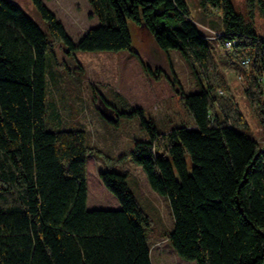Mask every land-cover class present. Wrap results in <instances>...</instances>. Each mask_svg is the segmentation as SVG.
Returning <instances> with one entry per match:
<instances>
[{"label":"trees","instance_id":"16d2710c","mask_svg":"<svg viewBox=\"0 0 264 264\" xmlns=\"http://www.w3.org/2000/svg\"><path fill=\"white\" fill-rule=\"evenodd\" d=\"M87 1L99 23L74 42L43 0L31 2L44 26L19 4L0 0V264H153L152 219L127 174L100 172L120 207L89 209L87 164L96 150L85 129L53 130L48 121V61L59 64L56 44L77 69L78 52L130 51L149 76L162 75L132 49L131 25L146 30L169 60L164 75L174 90V126L161 132L143 108L116 107L93 86L103 116L112 113L116 124L141 120L145 134L127 139L120 160L138 164L150 187L167 197L174 219L167 238L178 257L196 264H264V145L237 129L247 123L244 114L186 0ZM197 1L206 18L218 12L209 29L220 35L217 44L232 42L233 65L252 58L244 93L264 125V35L231 0ZM250 2L264 17V0ZM170 50L185 58L200 91L185 92Z\"/></svg>","mask_w":264,"mask_h":264},{"label":"rangeland","instance_id":"374dc122","mask_svg":"<svg viewBox=\"0 0 264 264\" xmlns=\"http://www.w3.org/2000/svg\"><path fill=\"white\" fill-rule=\"evenodd\" d=\"M19 4L33 19L44 26L31 0H11ZM45 5L57 16L65 26L69 36L78 42L84 33L98 25V19L90 17L91 8L87 0H43ZM238 13L253 23L257 32L264 35V17L258 7L252 6L250 0H231ZM191 15L201 29L210 34L212 20L218 21V12L212 11L211 17L201 12L197 0H186ZM133 34L132 49L137 51L141 59L152 68H161L170 73L169 60L166 53L159 49L152 36L144 29L131 25ZM213 52L220 72L224 75L230 87L234 104H237L244 114L246 125H237V129L264 145V125L261 123L257 110L244 93L246 77L249 72H243V81L237 73L239 68L233 65L222 46L212 40ZM55 65L48 61V121L49 129H70L72 127L87 131L88 144L95 148L88 156L87 183L88 208L120 207L117 198L108 191L100 179L102 171H117L127 174V182L135 194L142 209L152 219L151 256L153 264H196L185 261L177 256L171 247L167 234L174 227V219L167 197L154 191L142 168L130 159L120 160L124 145L128 138H140L145 134L139 117L120 118L119 124L112 122L114 115L107 112L103 116L99 103L93 102V86L111 104L123 108V102L132 103L138 98L132 88L139 87L145 93L140 96L147 117L153 119L161 132H169L174 126L171 100L174 90L169 80L162 72L159 78L149 76L142 67L139 57L130 51L121 52H78L80 69L64 55V46L56 44ZM169 56L173 68L185 92L195 93L202 89L189 64L178 50H170ZM69 63V74L65 66ZM76 69V71H74ZM73 71V74L70 72ZM150 84V85H149ZM150 89V90H149ZM148 91L151 98L148 97ZM56 112L58 119L53 118ZM60 119V123H59ZM191 167V162L189 160ZM117 205V206H116Z\"/></svg>","mask_w":264,"mask_h":264},{"label":"built area","instance_id":"2783aa9c","mask_svg":"<svg viewBox=\"0 0 264 264\" xmlns=\"http://www.w3.org/2000/svg\"><path fill=\"white\" fill-rule=\"evenodd\" d=\"M209 32H211L210 34H208V39L209 40H214L216 41L220 35L209 29ZM222 49L224 50L225 54H228L229 52L232 51L233 48V44L230 41H226L225 43L221 44ZM253 66V60L250 56H243L239 61H238V67L241 72L237 73L239 75V79L241 81H243V72H249L252 69ZM260 82H264V73L261 75V77L259 78ZM218 93L220 95L226 96L225 92L222 90H219Z\"/></svg>","mask_w":264,"mask_h":264},{"label":"crops","instance_id":"0c3cea01","mask_svg":"<svg viewBox=\"0 0 264 264\" xmlns=\"http://www.w3.org/2000/svg\"><path fill=\"white\" fill-rule=\"evenodd\" d=\"M150 85V84H149ZM150 90V89H149ZM132 91H134L135 93H136V95H137V99L135 100V103L133 104L132 103V105L134 106V107H140V108H145L144 107V104H147L146 102H141V100H140V96H142V94L143 93H145L144 92V90L143 89H141V88H139V87H134V88H132ZM147 93H148V97H150L151 98V93H149L148 91H146ZM148 105V104H147ZM117 206V205H116ZM117 208H119V207H116L115 209H117ZM93 209H96L95 207L93 208Z\"/></svg>","mask_w":264,"mask_h":264}]
</instances>
